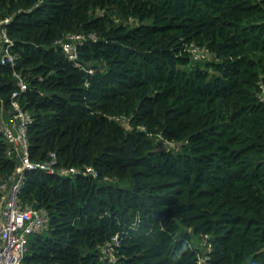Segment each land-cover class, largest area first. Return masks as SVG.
I'll return each instance as SVG.
<instances>
[{
  "label": "trees",
  "instance_id": "obj_1",
  "mask_svg": "<svg viewBox=\"0 0 264 264\" xmlns=\"http://www.w3.org/2000/svg\"><path fill=\"white\" fill-rule=\"evenodd\" d=\"M9 16L0 181L13 102L57 168L23 175L49 221L20 264H264V0H0Z\"/></svg>",
  "mask_w": 264,
  "mask_h": 264
},
{
  "label": "built area",
  "instance_id": "obj_2",
  "mask_svg": "<svg viewBox=\"0 0 264 264\" xmlns=\"http://www.w3.org/2000/svg\"><path fill=\"white\" fill-rule=\"evenodd\" d=\"M12 22V16L0 19V36L5 42H11L7 36V30ZM69 42L62 43V47L68 59H75V44L79 40V36L70 35ZM8 45L0 50V63L13 64L14 56L9 51ZM19 90L24 91L26 85L19 78ZM12 96H17V92H13ZM14 108L17 110L15 115L16 124L2 127L3 134L7 141L11 144L7 154L15 157L17 168L13 176V180L0 181V264H20L26 249L27 238L30 234L40 231L45 228L49 221V212L47 209L33 207L30 205H20L18 193L22 184L23 175L26 171H43L47 174H52L57 171L56 156L51 153L50 158L43 162H32L29 158L28 142L26 138V125L28 117L18 109L16 102H13ZM85 172H93L90 167L83 170ZM79 173L77 169L70 167L68 169H59V174L62 176L73 175ZM203 250H210V244H203ZM205 258L200 260L198 257L195 264H203Z\"/></svg>",
  "mask_w": 264,
  "mask_h": 264
},
{
  "label": "rangeland",
  "instance_id": "obj_3",
  "mask_svg": "<svg viewBox=\"0 0 264 264\" xmlns=\"http://www.w3.org/2000/svg\"><path fill=\"white\" fill-rule=\"evenodd\" d=\"M202 239H204V238H202ZM198 246V245H197ZM204 248H202V250H203ZM197 257L200 259V260H203V258H202V256L199 254V255H197Z\"/></svg>",
  "mask_w": 264,
  "mask_h": 264
}]
</instances>
